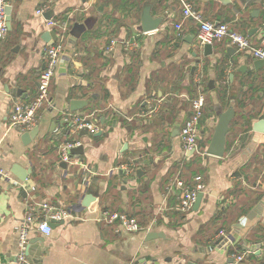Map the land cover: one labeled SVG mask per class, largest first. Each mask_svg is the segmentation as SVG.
<instances>
[{
	"label": "crops",
	"instance_id": "0c3cea01",
	"mask_svg": "<svg viewBox=\"0 0 264 264\" xmlns=\"http://www.w3.org/2000/svg\"><path fill=\"white\" fill-rule=\"evenodd\" d=\"M44 1L10 0L11 26L0 41V168L8 174L0 176V264H15V225L29 203L44 201L69 215L48 234L30 231V264H264V122L263 130L253 129L264 121V63L255 66L256 58L227 39L204 55L198 24L182 18L178 0L145 1L152 16H162L149 32L139 29L144 3L138 0L114 6L51 0L52 17L67 20L68 35L36 135L24 144V131L10 127L8 117L14 102L36 94L44 48L55 38L45 40L55 28L36 12ZM188 1L205 20L225 22L264 46V0ZM85 20L89 26L73 35V24ZM129 39L137 45L126 48ZM198 93L205 154L191 156L182 150L179 128ZM72 98L88 100L81 110L96 111L100 133L63 125ZM230 106L224 153L207 154L217 114ZM65 139L81 140L83 153L62 160L58 145ZM12 164L30 169L25 180L11 172ZM196 174L205 183L202 197L183 212L174 180L191 182ZM87 194L93 199L85 205ZM105 207L126 211L142 229L114 232L95 221ZM252 209L256 214L247 218ZM238 251L244 258L233 263Z\"/></svg>",
	"mask_w": 264,
	"mask_h": 264
},
{
	"label": "built area",
	"instance_id": "2783aa9c",
	"mask_svg": "<svg viewBox=\"0 0 264 264\" xmlns=\"http://www.w3.org/2000/svg\"><path fill=\"white\" fill-rule=\"evenodd\" d=\"M183 19H193L198 24L197 39L200 44L213 43L227 39L229 43L239 52L246 53L253 58L264 59V46L254 44L248 35L232 29L225 22H213L205 20L201 12L195 8L188 0H178ZM9 4L7 0H0V41L5 39L8 34V27L5 19V6ZM51 8V0H45L36 10L37 14L43 15ZM46 22L55 28L54 40L44 48V66L39 73L37 80L36 94L29 100H18L14 102L9 113V126L19 131L31 129L36 125L38 112L47 101L50 93L51 83L58 65L60 55L64 48L65 38L68 35L67 20L52 16L46 18ZM177 35L180 34L181 23L174 24ZM114 40H112L113 42ZM137 45L136 39L125 41V47L131 48ZM204 96L198 93L191 100V112L181 123L179 128V140L183 152L187 155L201 152L199 146L198 125L203 115ZM95 110H65L61 118L65 126L79 130L84 127L89 131L97 132L100 125L95 114ZM81 144L79 139H65L58 145L59 156L62 160L70 159V148ZM7 171L0 168V176H7ZM174 184L178 188L177 208L183 212L189 211L194 203L195 196L199 191H203L205 183L200 174H196L192 182L182 179H175ZM69 215L67 209L50 204L49 202H32L27 205L26 212L21 221L15 225L17 233V252L15 264H30L27 259V245L30 231L36 230L43 234H48L51 230L50 221L62 220ZM95 221L108 225L114 232L121 230L136 232L142 229L138 219L124 210H115L108 207L102 208ZM220 234L223 233L221 230ZM233 252L231 257L233 263L243 260L244 252Z\"/></svg>",
	"mask_w": 264,
	"mask_h": 264
},
{
	"label": "water",
	"instance_id": "95a60500",
	"mask_svg": "<svg viewBox=\"0 0 264 264\" xmlns=\"http://www.w3.org/2000/svg\"><path fill=\"white\" fill-rule=\"evenodd\" d=\"M10 12H11V5L6 4L5 6V19H6V25L8 29H10L11 22H10ZM53 14V11L51 9L47 10L44 12V17L49 18ZM162 22V16H152L150 12V5L148 3H144V5L141 8L140 12V24H139V29L142 32H149L152 30H155L159 27L160 23ZM89 26L88 20H85L82 23H75L72 26V29L70 32L75 35L79 36L87 27ZM255 29V28H253ZM45 40L48 39L49 37H52V39L55 37V33L53 30L50 31V34L45 33ZM48 43H51V40L48 39ZM213 51V46L211 43H205L203 44V54L208 55L211 54ZM264 63V59L262 58H256L254 61L255 66H260L261 64ZM210 85H212V80L209 82ZM20 90H18V93ZM88 105V100L87 99H78V98H72L69 100V108L71 111H76V110H81L84 107ZM234 116V110L230 106L224 110H221L217 114V119L216 123L213 128L212 135L209 139V142L205 148V152L207 154L215 155V156H221L224 153L225 150V145H226V135L229 131L230 128V123L233 119ZM264 121L258 122L257 125L253 129L255 130H263V126H260ZM65 123L63 122V125ZM38 127L34 126L31 130L24 131L21 134V139L24 142V144L28 143L30 141L31 137H34L36 135ZM87 133V129L82 127L79 129V134H85ZM95 133H100V130L95 132ZM83 153V145L79 144L77 146H74L70 148V156H79L80 154ZM188 152L187 154H190ZM11 172L21 181L25 180L27 175L30 173V169H26L21 167L19 164H12L11 166ZM202 197V191H199L196 196L195 200L193 203L192 208L196 209L200 199ZM93 199V196L91 194H87L85 196V199L83 203L85 205L89 204V201ZM256 214L255 210L252 209L250 210L246 216L247 218H251ZM55 221H50V226L54 223ZM29 242V241H28ZM231 261V259H229Z\"/></svg>",
	"mask_w": 264,
	"mask_h": 264
},
{
	"label": "trees",
	"instance_id": "16d2710c",
	"mask_svg": "<svg viewBox=\"0 0 264 264\" xmlns=\"http://www.w3.org/2000/svg\"><path fill=\"white\" fill-rule=\"evenodd\" d=\"M7 1H8V3H9L10 0H7ZM145 1H146V0H138L139 3H145ZM133 5H134V4H133ZM61 18H63V17H61ZM219 65H220V66H217L215 70H216V77H217V79H220V80H221L222 77H223V74H222V72H223V66H222V64H219ZM218 68H220V70H221L220 72H219ZM198 85H200V84H198ZM198 87H199V86H198ZM198 87H197V88H198ZM200 90H201V89H200ZM199 146H200V150H201V152L204 153V150L202 149V146H201L200 138H199ZM201 152H196V153H193L192 155L200 154ZM204 154H205V153H204ZM192 155H191V156H192ZM195 159H196V158H195ZM186 182H187V181H186ZM191 182H192V181H191ZM214 219H215V218H214ZM228 251H229V252H232V248H229Z\"/></svg>",
	"mask_w": 264,
	"mask_h": 264
},
{
	"label": "rangeland",
	"instance_id": "374dc122",
	"mask_svg": "<svg viewBox=\"0 0 264 264\" xmlns=\"http://www.w3.org/2000/svg\"><path fill=\"white\" fill-rule=\"evenodd\" d=\"M107 2L111 3L113 6L117 3V0H107ZM103 4V2H102ZM197 90H200L199 87L196 88V93L198 92Z\"/></svg>",
	"mask_w": 264,
	"mask_h": 264
}]
</instances>
